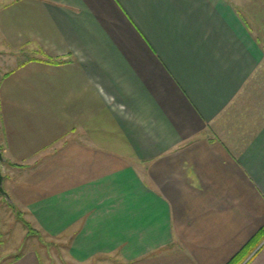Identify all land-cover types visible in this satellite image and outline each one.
Returning <instances> with one entry per match:
<instances>
[{
  "label": "crops",
  "instance_id": "1",
  "mask_svg": "<svg viewBox=\"0 0 264 264\" xmlns=\"http://www.w3.org/2000/svg\"><path fill=\"white\" fill-rule=\"evenodd\" d=\"M0 55V264H41L11 206L74 264H227L263 229L264 121L224 124L264 0H0Z\"/></svg>",
  "mask_w": 264,
  "mask_h": 264
},
{
  "label": "rangeland",
  "instance_id": "2",
  "mask_svg": "<svg viewBox=\"0 0 264 264\" xmlns=\"http://www.w3.org/2000/svg\"><path fill=\"white\" fill-rule=\"evenodd\" d=\"M20 57L0 55V78L13 68ZM241 96L225 112L224 127L227 130H237L241 127L243 136L250 137L252 130H255L264 121V72L263 75H255L245 88ZM3 197V198H2ZM1 200L8 203V200L0 195ZM5 218L7 219L8 229L15 240L21 233L22 243L19 247L14 246L15 256L26 250L37 252L41 264H74L68 254L65 245L55 241L51 237L41 233L30 223L24 213L15 206H11ZM24 220L29 222L30 227H26ZM17 242V241H16Z\"/></svg>",
  "mask_w": 264,
  "mask_h": 264
},
{
  "label": "trees",
  "instance_id": "3",
  "mask_svg": "<svg viewBox=\"0 0 264 264\" xmlns=\"http://www.w3.org/2000/svg\"><path fill=\"white\" fill-rule=\"evenodd\" d=\"M23 222L26 227L31 229L30 232H32L33 229L30 227L29 222L24 219ZM263 239H264V227L263 229H261V231L257 233V235H255L253 240H251V242H249L245 247H243L241 251H239V253L235 255L227 264H243L246 261V259L250 256V254L255 250L258 242L259 241L261 242Z\"/></svg>",
  "mask_w": 264,
  "mask_h": 264
},
{
  "label": "water",
  "instance_id": "4",
  "mask_svg": "<svg viewBox=\"0 0 264 264\" xmlns=\"http://www.w3.org/2000/svg\"><path fill=\"white\" fill-rule=\"evenodd\" d=\"M5 160L6 159L3 155V152L0 151V163ZM0 194L3 195L11 204H13L10 194L7 192V190L4 187V175L1 170V165H0Z\"/></svg>",
  "mask_w": 264,
  "mask_h": 264
}]
</instances>
